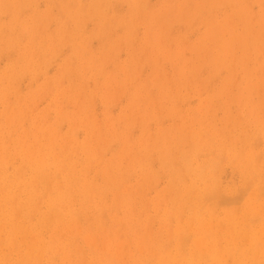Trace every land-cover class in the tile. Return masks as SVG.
Here are the masks:
<instances>
[{
  "label": "rangeland",
  "instance_id": "rangeland-1",
  "mask_svg": "<svg viewBox=\"0 0 264 264\" xmlns=\"http://www.w3.org/2000/svg\"><path fill=\"white\" fill-rule=\"evenodd\" d=\"M144 1L0 0V264H264V0Z\"/></svg>",
  "mask_w": 264,
  "mask_h": 264
},
{
  "label": "bare ground",
  "instance_id": "bare-ground-1",
  "mask_svg": "<svg viewBox=\"0 0 264 264\" xmlns=\"http://www.w3.org/2000/svg\"><path fill=\"white\" fill-rule=\"evenodd\" d=\"M1 1H3V0H1ZM73 1H74V0H73ZM78 1H79V0H78ZM88 1H89V0H88ZM93 1H94V0H93ZM96 1H97V0H96ZM143 1H144V0H143ZM183 1H184V0H183ZM194 1H195V0H194ZM206 1L208 2V0H206ZM34 2H35V1H34ZM122 2H123V1H122ZM138 2H139V1H138ZM144 2H145V1H144ZM144 2H143V3H144ZM180 2H181V1H180ZM200 2H202V1H200ZM8 3H9V2H8ZM13 3H14V2H13ZM74 3H75V2H74ZM136 3H137V2H136ZM139 3H140V2H139ZM181 3H182V2H181ZM209 3H210V2H209ZM91 4H92V3H91ZM170 4H171V3H170ZM187 4H188V3H187ZM201 4H202V3H201ZM201 4H200V5H201ZM11 5H12V4H11ZM66 5H69V4H66ZM87 5H88V4H87ZM177 5H178V4H177ZM180 5H182V4H180ZM190 5H191V4H190ZM197 5H199V4H197ZM13 6H14V5H13ZM101 6H102V4L100 5V7H101ZM137 6H138V5H137ZM182 6H183V5H182ZM201 6H202V5H201ZM8 7H9V6H8ZM50 7H51V6H50ZM69 7H70V6H69ZM78 7H79V6H78ZM81 7H82V6H81ZM87 7H88V6H87ZM166 7H167V6H166ZM180 7H181V6H180ZM180 7H179V8H180ZM203 7H204V5L202 6V9H203ZM67 8H68V6H67ZM90 8H92V6H91ZM90 8H87V9H90ZM179 8H178V9H179ZM196 8L198 9V7H196ZM2 9H3V8H2ZM13 9H14V8H13ZM63 9H64V8H63ZM80 9H81V8H80ZM82 9H83V8H82ZM107 9H108V7H107ZM107 9H106V10H107ZM139 9H140V8H139ZM139 9H138V12H139ZM102 10H103V9H102ZM102 10H101V11H102ZM104 10H105V9H104ZM157 10L159 11V9H157ZM166 10H167V9H166ZM166 10H165V12H166ZM181 10H182V11H180V12L185 11V10H183V8H182ZM190 10H191V9H190ZM4 11H5V10H4ZM87 11H88V10H87ZM143 11H144V9H143ZM62 12H64V11H62ZM66 12H67V11H66ZM76 12H77V11H76ZM93 12H94V11H93ZM93 12H92V13H93ZM129 12H130V11H129ZM170 12H171V11H170ZM170 12H169V13H170ZM189 12H190V11H189ZM194 12H195V11H194ZM0 13H1V12H0ZM14 13H15V12H14ZM70 13H71V12H70ZM87 13H88V12H87ZM160 13H161V12H160ZM66 14H68V13H66ZM73 14H74V11H73ZM77 14H78V13H77ZM77 14H76V15H77ZM79 14H80V13H79ZM93 14H94V13H93ZM103 14H104V13H103ZM153 14H154V13H153ZM156 14H158L157 11H156ZM176 14H177V12H176ZM31 15H32V14H31ZM91 15H92V14H91ZM99 15H100V14H99ZM137 15H138V14H137ZM150 15H151V14H150ZM191 15H192V14H191ZM3 16H4V15H3ZM64 16H65V15H64ZM74 16H75V14L73 15V17H74ZM88 16H89V15H88ZM181 16H182V15H181ZM187 16H188V14H187ZM189 16H190V15H189ZM32 17H33V16H32ZM36 17H37V16H36ZM36 17H35V18H36ZM85 17H86V16H85ZM100 17H101V16H100ZM109 17H110V16H109ZM174 17H175V16H174ZM174 17H173V18H174ZM182 17H183V16H182ZM182 17H181V18H182ZM13 18H14V17H13ZM35 18H32V19H35ZM82 18H83V17H82ZM103 18H104V17H103ZM110 18H111V17H110ZM135 18H136V17H135ZM138 18H139V17H138ZM178 18H179V17H178ZM181 18H180V19H181ZM186 18H187V17H186ZM11 19H12V18H11ZM15 19H17V17H16ZM30 19H31V17H30ZM77 19H78V18H77ZM130 19H131V17H130ZM144 19H145V18H144ZM151 19H152V18H151ZM23 20H24V19H23ZM79 20H80V19H79ZM84 20H85V19H84ZM135 20H136V19H135ZM148 20L150 21V18H149ZM155 20H156V19H155ZM10 21H11V20H10ZM28 21H29V20H28ZM35 21H36V19H35ZM136 21H137V20H136ZM174 21H175V20H174ZM33 22H34V21H33ZM36 22H37V21H36ZM76 22H77V20H76ZM80 22H81V21H80ZM83 22H84V21H83ZM101 22H102V21H101ZM132 22H133V21H132ZM132 22H131V23H132ZM141 22H142V21H141ZM175 22H176V21H175ZM15 23L18 24L17 21H16ZM20 23H21V22H20ZM62 23H63V22H62ZM73 23H74V21H73ZM78 23H79V21H78ZM121 23H122V22H121ZM126 23H127V22H126ZM134 23H135V22H134ZM153 23H154V22H153ZM164 23H165V22H163L162 24L164 25ZM27 24H28V23H27ZM79 24H80V23H79ZM116 24H117V23H116ZM155 24H156V23H155ZM177 24H178V23H177ZM21 25H22V24H21ZM21 25H20V27H21ZM36 25H37V24H36ZM74 25H75V24H74ZM100 25H101V24H100ZM100 25H99V27H100ZM137 25H138V23H137ZM143 25H144V24H143ZM14 26H15V25H14ZM16 26H17V25H16ZM60 26H61V25H60ZM150 26H151V25H150ZM160 26H161V24H160ZM164 26H165V25H164ZM164 26H162V28H163ZM12 27H13V26H12ZM39 27H40V26H39ZM131 27H133V26L131 25ZM134 27H136V26H134ZM144 27H145V25H144ZM29 28H30V27H29ZM37 28H38V27H37ZM109 28H111V27L109 26ZM3 29H4V28H3ZM114 29H115V28H114ZM157 29H158V28H157ZM219 29H220V28H219ZM11 30H12V29H11ZM29 30H30V29H29ZM29 30H28V28H27V31H29ZM95 30H96V29H95ZM97 30H99V29H97ZM109 30H110V29H109ZM162 30H163V29H162ZM0 31H1V30H0ZM12 31H14V29H13ZM25 31H26V30H25ZM65 31H66V30H65ZM80 31H81V30H80ZM130 31H131V30H130ZM135 31H136V30H135ZM208 31H209V30H208ZM133 32H134V30H133ZM157 32H158V31H157ZM217 32H218V30H217ZM28 33H30V32H28ZM32 33H34V32H32ZM79 33H80V32H79ZM107 33H108V32H107ZM110 33H112V32H110ZM127 33H129V31H127ZM154 33H155V31H154ZM208 33H211V32H208ZM219 33H220V32H219ZM30 34H31V33H30ZM56 34H57V33H56ZM98 34H99V33L97 32V35H98ZM103 34H104V33H103ZM132 34H133V33H132ZM211 34H213V33H211ZM211 34H210V35H211ZM215 34H216V32H215ZM215 34H213V35L216 36ZM23 35H24V34H23ZM108 35H109V33H108ZM130 35H131V34H130ZM147 35H148V33H147ZM152 35H153V34H152ZM207 35H208V34H207ZM207 35H206V37H207ZM210 35H209V37H210ZM30 36H31V35H30ZM153 36H158V35H156V33H155V35H153ZM153 36H152V37H153ZM211 36H212V35H211ZM218 36H219V35H218ZM34 37H35V36H34ZM34 37L32 36V38H34ZM152 37H151V38H152ZM98 38H99V36H98ZM103 38H104V37H103ZM130 38H131V37H130ZM155 38H157V37H155ZM214 38H215V37H214ZM214 38H212V39H214ZM11 39H13V38H11ZM28 39H29V38H28ZM53 39H54V38H53ZM152 39H153V38H152ZM205 39H206V38H205ZM212 39H211V41H212ZM218 39H219V38H218ZM32 40H33V39H32ZM73 40H74V39H73ZM127 40H128V39H127ZM158 40H160V39L158 38ZM208 40H209V39H208V37H207V40H205V42L208 41ZM215 40H217V37H216ZM215 40H213V41H215ZM219 40H220V39H219ZM221 40H222V39H221ZM40 41H41V40H40ZM201 41H202L201 43H203V45H204L205 42H204L202 39H201ZM222 41H223V40H222ZM222 41H220V42H222ZM29 42H30V41H29ZM199 42H200V40H199ZM209 42H210V41H209ZM209 42H207V44H208ZM11 43H12V42H11ZM27 43H28V42H27ZM126 43H128V42H126ZM129 43H130V42H129ZM157 43L159 44L160 41L157 42ZM212 43H213V42H212ZM215 43H216V42H214V44H215ZM225 43H226V42H225ZM235 43H236V42H235ZM43 44H44V43H43ZM160 44H161V43H160ZM83 45H85V44H83ZM201 45H202V44H201ZM203 45H202V46H203ZM217 45H218V43H217ZM219 45H220V44H219ZM226 45H227V44H225L224 47H225ZM230 45H231V44H229V46H230ZM12 46H14V44H13ZM39 46H40V45H39ZM44 46H45V45H44ZM206 46H207V45H206ZM215 46H216V44H215ZM215 46H214V47H215ZM229 46H227V47H229ZM234 46H235V44H234L233 46H230V47H232L233 50H234ZM238 46H239V50H240V45H239V44L236 45L237 48H238ZM15 47H16V46H15ZM87 47H88V46H87ZM87 47H86V48H87ZM163 47H164V46H163ZM196 47H197V46H196ZM196 47H194V48H196ZM203 47H204V49H205V46H203ZM227 47H225V50H226ZM40 48H41V47H40ZM43 48H44V47H43ZM83 48H84V46H83ZM100 48H101V47H100ZM165 48H166V47H165ZM232 48H231V49H232ZM237 48H236V49H237ZM10 49H11V48H10ZM72 49H74V47H73ZM153 49H154V48H153ZM189 49L191 50V49H193V48L191 47V48H189ZM189 49H188V50H189ZM201 49H202V47H201ZM214 49H215V48H214ZM221 49H222V48H221ZM223 49H224V48H223ZM223 49H222V50H223ZM89 50H90V49H89ZM165 50H167V49H165ZM165 50H164V51H165ZM178 50H179V49H178ZM193 50H194V49H193ZM207 50H208V49H207ZM229 50H230V48H229ZM229 50H228V48H227L226 52H229ZM20 51H21V50H20ZM43 51H44V50H43ZM78 51H79V50H78ZM80 51H81V50H80ZM162 51H163V50H162ZM204 51H205V50H204ZM72 52H73V51H72ZM179 52H180V51H179ZM190 52H192V51H190ZM221 52H222V51H221ZM221 52H220V53H221ZM224 52H225V51H224ZM226 52H225V53H226ZM83 53H84V52H83ZM83 53H82V54H83ZM86 53H87V51H86ZM144 53H145V52H144ZM170 53H171V52H170ZM205 53H206V52H205ZM210 53H211V52H210ZM218 53H219V52H218ZM91 54H92V53H91ZM222 54H223V52H222ZM74 55H75V54H74ZM86 55H87V54H86ZM86 55H85V56H86ZM100 55H101V54H100ZM146 55H147V54H146ZM166 55H167V54H166ZM180 55H181V54H180ZM208 55H209V54H208ZM79 56H80V55H79ZM242 56H243V55H242ZM80 57H81V56H80ZM161 57H162V56H161ZM168 57H169V56H168ZM170 57H171V56H170ZM170 57H169V58H170ZM221 57H222V56H221ZM240 57H241V56H240ZM27 58H28V57H27ZM27 58H26V59H27ZM75 58H77V57H75ZM166 58H167V56H166ZM172 58H173V57H172ZM180 58H181V57H180ZM238 58H239V57H238ZM241 58H243V57H241ZM82 59H83V58H82ZM82 59H81V60H82ZM84 59H85V58H84ZM84 59H83V60H84ZM93 59H94V58H93ZM183 59H184V58H183ZM209 59H210V58H209ZM239 59H240V58H239ZM243 59H245V58H243ZM19 60H20V59H19ZM78 60H80V59H78ZM85 60H86V59H85ZM90 60H91V58H90ZM214 60H215V59H214ZM240 60H242V59H240ZM240 60H239V63L242 62V61H240ZM16 61H17V60H16ZM25 61H26V60H25ZM101 61H102V60H101ZM166 61H167V59H166ZM168 61H169V60H168ZM212 61H213V60H212ZM215 61H216V60H215ZM236 61H237V59H236ZM23 62H24V61H23ZM151 63H152V62H151ZM154 63H155V62H154ZM239 63L236 64L238 67H239ZM90 64H91V63H90ZM243 64H244V61H243ZM151 65H152V64H151ZM240 66L242 67V65H240ZM241 67H239V68L241 69ZM75 69H76V68H75ZM242 69H243V67H242ZM251 69H252V68H251ZM253 70H254V69H253ZM242 71H243V70H242ZM248 71H251V70H248ZM248 71H247V72H248ZM78 72H79V71H78ZM230 73H231V71H230ZM79 74H80V73H79ZM250 74H252V71L250 72ZM242 75H243V74H242ZM243 76H244V75H243ZM249 76H250V75H249ZM251 76H252V75H251ZM244 79H245L244 81L246 82V79L249 80V79H251V78H248V77L246 78V77L244 76ZM153 81H154V79H153ZM161 81H162V80H161ZM242 81H243V80H242ZM259 81H260V80H259ZM259 81H258V82H259ZM150 82H151V81H150ZM249 83H250V82H249ZM114 84H116V83H114ZM114 84H113V85H114ZM245 84H246V83H245ZM247 84H248V83H247ZM253 84H254V83H252V85H253ZM153 85H154V82H153ZM225 85H226V84H225ZM140 86H141V85H140ZM245 86H246V85H245ZM245 86H243L242 88H244ZM249 86H250V85H249ZM253 86L255 87V85H253ZM256 86H258V84H257ZM263 86H264V85H263ZM263 86H262V88H264ZM160 87H161V86H160ZM160 87H158V88H160ZM108 88H109V86H108ZM138 88H139V87H138ZM224 88H225V87H224ZM147 90H148V89H147ZM159 90H160V89H159ZM157 91H158V90H157ZM145 92H146V91H145ZM134 94H135V93H134ZM150 94H151V93H150ZM165 94H166V93H165ZM144 95H145V94H144ZM146 95H147V94H146ZM148 95H149V94H148ZM166 95H167V94H166ZM167 96H168V95H167ZM143 98H144V97H143ZM215 98H216V97H215ZM235 98H236V97H234V99H235ZM144 99H145V98H144ZM159 99H160V98H159ZM164 99H165V98H164ZM135 102H136V101H135ZM137 102H138V101H137ZM150 102H151V101H150ZM149 104H150V103H149ZM252 106H253V105H252ZM249 107L251 108V105H250ZM254 107H255V105H254ZM135 108L137 109V107H135ZM144 108H146V107H144ZM130 109H131V108H130ZM207 109H208V108H207ZM137 110H138V109H137ZM208 110H209V109H208ZM250 110H252V109H250ZM254 110H255V109H254ZM170 111H172V110L170 109ZM138 112H139V111H138ZM146 112H147V110H146ZM172 112H173V111H172ZM206 112H207V111H206ZM135 113H136V112H135ZM252 113H253V111H252ZM132 114H133V113H132ZM138 114H139V113H138ZM4 115H5V114H4ZM132 117H133V116H132ZM174 117H175V116H174ZM133 118H135V117H133ZM133 118H132V119H133ZM154 118H155V117H154ZM154 118H153V119H154ZM107 120H108V119H107ZM145 120H146V119H145ZM263 120H264V119H263ZM252 121H253V120H252ZM5 122H6V121H5ZM10 122H11V121H10ZM140 122H141V121H140ZM3 123H4V122H3ZM107 123H108V122H107ZM133 123H134V121H133ZM142 123H143V122H142ZM195 123H196V122H195ZM125 124H126V123H125ZM147 124H148V123H147ZM255 124H257V122H255ZM258 125H259V124H258ZM1 126H2V125H1ZM110 126H111V123H110ZM147 126H148V125H147ZM112 127H113V126H112ZM257 127H258V126H257ZM109 128H110V127H109ZM113 128H114V127H113ZM106 131H107V130H106ZM173 131H174V130H173ZM173 131H172V132H173ZM169 132H170V131H169ZM145 133H146V132H145ZM167 134H168V133H167ZM175 134H176V133H175ZM144 135H146V134H144ZM147 135H148V136H147ZM147 135H146V136H147V138H148V137L150 136V134L147 133ZM114 136H116V135H114ZM114 136H113V137H114ZM119 136H120V135H119ZM160 136H161V135H160ZM167 136H168V135H167ZM215 136H216V135H215ZM110 137H111V136H110ZM121 137H122V136H121ZM203 137H204V136H203ZM127 139H128V138H127ZM127 139H126V140H127ZM149 139H150V138H149ZM175 139H176V138H175ZM120 140H121V139H120ZM144 140H145V139H144ZM162 140H164V139H162ZM173 140H174V139H173ZM232 140H233V139H232ZM70 141H71V140H70ZM70 141H69V142H70ZM73 141H74V140H73ZM127 141H128V140H127ZM150 141H151V140H150ZM236 141H237V140H236ZM136 142H137V141H136ZM148 142H149V141H148ZM217 142H218V141H217ZM123 143L126 144L124 141H123ZM128 143H129V141H128ZM145 143H147V142L145 141ZM145 143H144V144H145ZM175 143H176V142H175ZM141 145H142V143H141ZM145 145H146V144H145ZM126 146H127V145H126ZM142 146H143V145H142ZM142 146H141V147H142ZM167 146H168V145L166 144V147H167ZM233 146H234V145H233ZM241 146H242V145H241ZM53 147H54V146H53ZM144 147H145V146H144ZM166 147H165V149H166ZM212 147H213V146H212ZM142 148H143V147H142ZM177 148H178V147H177ZM231 148H232V146H231ZM233 148H234V147H233ZM143 149H144V148H143ZM147 149H148V147H147ZM149 149L151 150V147H150ZM165 149H164V150H165ZM212 149L214 150V148H212ZM166 150H167V149H166ZM166 150H165V151H166ZM54 151H55V150H54ZM62 151H64V150H62ZM205 151H206V150H205ZM238 151H239V150H238ZM85 152H86V151H85ZM143 152H145V151H143ZM148 152H149V151H148ZM235 152H236V151H235ZM165 153H166V152H165ZM146 154H147V153H146ZM166 154H167V153H166ZM166 154H165V155H166ZM171 154H172V153H171ZM207 154H208V153H207ZM172 155H173V154H172ZM91 156H93V155H91ZM128 156H129V155H128ZM55 157H56V156H55ZM55 157H54V158H55ZM89 157H90V156H89ZM4 158H5V157H4ZM56 158H57V157H56ZM69 158H70V156H68V159H69ZM172 158H173V157H172ZM160 159H161V158H160ZM133 160H134V159H133ZM163 160H164V159H163ZM165 160H166V159H165ZM248 160H250V159H248ZM251 161H253V160H251ZM253 162H254V161H253ZM253 162H251V163H253ZM67 163H68V162H67ZM249 163H250V162H249ZM251 163H250V164H251ZM60 164H61V163H60ZM161 164H162V163H161ZM173 164H174V163H173ZM62 165H63V164H62ZM74 165H75V164H74ZM60 166H61V165H60ZM114 166H115V165H114ZM116 166H117V165H116ZM61 167H62V166H61ZM70 167H71V166H70ZM107 167H108V166H107ZM109 167H110V166H109ZM245 168H246V167H245ZM72 169H73V168H72ZM61 170H62V169H61ZM105 170H106V169H105ZM203 170H204V169H203ZM73 171H74V170H73ZM179 171H180V170H179ZM261 171H262V169H261ZM195 172H196V171H195ZM73 173H74V172H73ZM180 173H181V172H180ZM69 174H70V173H69ZM69 174H68V175H69ZM106 174H107V173H106ZM106 174H105V175H106ZM70 175H71V174H70ZM85 175H86V174H85ZM116 175H117V174H116ZM150 175H151V174H150ZM186 175H187V174H186ZM118 176H119V175H118ZM85 177H86V176H85ZM115 177H116V176H115ZM151 177H152V176H151ZM205 177H206V176H205ZM65 178H66V177H65ZM185 178H186V177H185ZM111 179H112V178H111ZM106 181H107V180H106ZM113 181H114V180H113ZM111 182H112V181H111ZM111 182H110L109 185H111ZM117 182H119V181H117ZM117 182H116V184H117ZM182 182H184V181L182 180ZM204 182H205V181H204ZM75 183H76V182H75ZM112 183H114V182H112ZM205 183H207V182H205ZM72 184H73V183H72ZM119 184H120V183H119ZM173 184H174V182H173ZM69 185H70V183H69ZM45 186H46V185H45ZM119 186H121V185H119ZM207 186H208V185H207ZM90 187H91V186H90ZM114 187H115V186H114ZM116 187H117V186H116ZM174 187H175V186H174ZM35 188H36V186H35ZM57 188H58V187H57ZM107 188H108V187H107ZM117 188H118V187H117ZM175 188H176V187H175ZM108 189H109V188H108ZM130 189H131V188H130ZM35 190H36V189H35ZM68 190H69V189H68ZM92 190H93V189H92ZM170 190H171V189H170ZM36 191H37V190H36ZM45 192H46V191H45ZM91 192H92V191H91ZM116 192H117V190H116ZM132 193H133V192H132ZM182 193H183V192H182ZM192 193H193V192H192ZM127 194H128V193H127ZM133 194H134V193H133ZM99 195H100V193H99ZM116 195H117V194H116ZM60 196H61V194H59V197H60ZM63 196H65V194H62V198H61V200L63 199ZM87 196H88V195H87ZM188 196H189V195H188ZM97 197H98V195H97ZM131 197H132V195H131ZM43 198H44V197H43ZM87 198H89V196H88ZM116 199H117V198H116ZM39 200H40V199H39ZM88 200H89V199H88ZM121 200H122V199H121ZM132 200H135V199L133 198ZM13 201H14V200H13ZM96 201H97V200H96ZM186 201H187V200H186ZM86 202H87V200H86ZM97 202H98V201H97ZM120 202H121V201H120ZM120 202H119V203H120ZM134 202H135V201H134ZM176 202H177V201H176ZM184 202H185V201H184ZM189 202H190V201H189ZM132 203H133V202H132ZM185 203H186V202H185ZM86 204H88V203H86ZM121 204H122V203H121ZM179 204H180V203H179ZM181 205H182V204H181ZM33 206H34V205H33ZM62 206H63V205H62ZM62 206H61V207H62ZM86 206H87V205H86ZM86 206H85V207H86ZM123 206H124V205H123ZM177 206H178V204H177ZM83 207H84V206H83ZM83 207H82V208H83ZM120 207H121V206H120ZM259 207H260V206H259ZM261 208H262V207H261ZM114 209H115V208H114ZM123 209H124V208H123ZM128 209H129V208H128ZM185 209H186V208H185ZM199 209H200V208H199ZM199 209H198V210H199ZM55 210H56V209H55ZM56 211H57V210H56ZM127 212H128V211H127ZM182 212H183V211H182ZM182 212H181V213H182ZM260 212H261V211H260ZM16 213H17V212H16ZM53 213H54V212H53ZM181 213H180V214H181ZM212 213H213V212H212ZM59 214H60V213H59ZM70 214H71V213H70ZM99 214H100V213H99ZM180 214H178V215H180ZM182 214H183V213H182ZM197 214H198V212H197ZM205 214H206V213H205ZM235 214H236V213H235ZM237 214H238V213H237ZM258 214H260V213L258 212ZM54 215H56V214L54 213ZM73 215H74V214H73ZM126 215L128 216V214H126ZM195 215H196V214H195ZM212 215H213V214H212ZM130 216H131V214H129V217H130ZM189 216H191V215H189ZM229 216H230V215H229ZM50 217H51V219H52V216H50ZM56 217H57V216H56ZM246 217H248V216H246ZM252 217H253V216H252ZM53 218H54V217H53ZM72 218H73V217H72ZM72 218H71V219H72ZM130 218H131V217H130ZM197 218H198V217H197ZM256 218H257V217H256ZM256 218H255V219H256ZM57 219H58V218H57ZM126 219H127V217H126ZM228 219H229V218H228ZM240 219H242V218H240ZM255 219H253V220H255ZM257 219H258V218H257ZM259 219H260V218H259ZM15 220H16V219H15ZM47 220H48V219H47ZM210 220H212V219H210ZM49 221H50V220H49ZM72 221H75V219L72 220ZM190 221H192V220L190 219ZM206 221H207V220H206ZM214 221H215V220H214ZM248 221H249V220H248ZM11 222H12V220H11ZM14 222H15V221H14ZM45 222L47 223V221H45ZM61 222H62V221H61ZM179 222H180V220H179ZM209 222H210V221H209ZM250 222L252 223L251 220H250ZM58 223H59V222H58ZM62 223H63V222H62ZM94 223H95V222H94ZM101 223H102V222H101ZM104 223H105V222H104ZM130 223H131V222H130ZM245 223H246V222H245ZM245 223H244V224H245ZM70 224H71V222H70ZM72 224H73V223H72ZM75 224H76V223H75ZM220 224H221V222H220ZM60 225H61V223H60ZM98 225H99V224H98ZM100 225H101V224H100ZM206 225H207V224H206ZM212 225H213V224H212ZM245 225H246V224H245ZM245 225H244V226H245ZM61 226H62V225H61ZM73 226H74V225H73ZM73 226H72V227H73ZM76 226H77V225H76ZM115 226H116V225H115ZM208 226H209V225H208ZM219 226H220V225H219ZM231 226H232V224H231ZM231 226H229V228H230ZM238 226H239V225H238ZM246 226H247V225H246ZM13 227H14V226H13ZM45 227H46V226H45ZM68 227H69V226H68ZM98 227H99V226H98ZM101 227H103V224H102ZM178 227H179V226H178ZM188 227H189V226H188ZM211 227H212V226H211ZM226 227H227V226H226ZM80 228H81V227H80ZM95 228H96V227H95ZM99 228H100V227H99ZM99 228H98V229H99ZM115 228H116V227H115ZM120 228H121V226H120ZM181 228H182V227H181ZM207 228H208V227H207ZM247 228H249V227L247 226ZM11 229H12V227H11ZM14 229H15V228H14ZM75 229H76V228H75ZM103 229H105V228H103ZM209 229H210V228H209ZM230 229H231V228H230ZM124 230H125V229H124ZM211 230H212V229H211ZM231 230H232V229H231ZM246 230H248V229H246ZM246 230H244V231H246ZM259 230H260V229H259ZM261 230H262V229H261ZM10 231H11V230H10ZM72 231H74V230L72 229ZM75 231H76V230H75ZM112 231H113V230H112ZM116 231H117V229L115 230V232H116ZM192 231H193V230H192ZM208 231H209V230H208ZM212 231H213V230H212ZM212 231H211V232H212ZM242 231H243V230H242ZM255 231H256V230H255ZM14 232H15V231H14ZM69 232H70V231H69ZM176 232H178V230H176ZM201 232H202V231H201ZM220 232H221V231H220ZM252 232H253V231H252ZM262 232H263V230H262ZM101 233L103 234V232H101ZM118 233H119V232H118ZM130 233H131V232H130ZM198 233H199V232H198ZM212 233H213V232H212ZM257 233H258V232H257ZM25 234H26V233H25ZM86 234H87V233H86ZM106 234H107V233H106ZM112 234H113V233H112ZM127 234H128V233H127ZM199 234H200V233H199ZM214 234H215V233H214ZM220 234H221V233H220ZM220 234H219V235H220ZM262 234H263V233H261L260 235H262ZM74 235H75V234H74ZM129 235H130V234H129ZM193 235H194V234H193ZM258 235H259V234H258ZM11 236H12V235H11ZM53 236H54V235H53ZM57 236H58V234H57ZM87 236H88V235H87ZM196 236H197V235H196ZM248 236H249V235H248ZM51 237H52V236H51ZM119 237H120V236H119ZM123 237H124V236H123ZM133 237H134V236H133ZM136 237H137V236H136ZM242 237H243V236H242ZM260 237H262V236H260ZM75 238H76V237H75ZM88 238H89V237H88ZM88 238H87V240H88ZM93 238H94V236H93ZM138 238H139V237H138ZM195 238H198V237H195ZM217 238H218V237H217ZM1 239H2V238H1ZM20 239H21V238H20ZM107 239H108V238H107ZM119 239H120V238H119ZM121 239H122V238H121ZM218 239H219V238H218ZM246 239H248V238H246ZM252 239H253V238H252ZM126 240H127V239H126ZM207 240H208V239H207ZM220 240H221V239H220ZM259 240H260V239H259ZM262 240H264V239H262ZM84 241H85V240H84ZM101 241H102V240H101ZM103 241H104V240H103ZM131 241H132V240H131ZM139 241H140V240H139ZM227 241H228V240H227ZM253 241H254V240H253ZM0 242H1V241H0ZM51 242H52V241H51ZM96 242H97V241H96ZM105 242H106V241H105ZM107 242H108V241H107ZM201 242H202V241H201ZM219 242H221V241H219ZM244 242L246 243V241H244ZM38 243H39V242H38ZM91 243L94 244V242H91ZM101 243H102V242H101ZM143 243H144V242H143ZM195 243H197V242H195ZM227 243H228V242H227ZM260 243H261V242H260ZM120 244H121V243H120ZM203 244H204V243H203ZM255 244H257V246L260 245V246L262 247V245L259 244V243H255ZM0 245H1V244H0ZM86 245H87V243H86ZM90 245H92V244H90ZM97 245H98V243H97ZM107 245H108V244H107ZM116 245H117V244H116ZM124 245H125V244H124ZM124 245H123V246H124ZM237 245L240 246L239 243H238ZM241 245H242V244H241ZM249 245H250V244H249ZM28 246H29V245H28ZM39 246H40L39 248H41V245H39ZM201 246H202V244H201ZM201 246H200V247H201ZM210 246H211V245H210ZM217 246H218V245H217ZM242 246H243V245H242ZM74 247H75V246H74ZM96 247H97V246H96ZM117 247H118V246H116V248H117ZM203 247H204V246H203ZM26 248H27V247H26ZM77 248H78V246H77ZM122 248H123V247H121V249H122ZM131 248H132V247H131ZM161 248H162V247H161ZM78 249H79V248H78ZM87 249L89 250V248H87ZM141 249H142V248H139V251H140V252L142 251ZM218 249H219V248H218ZM247 249H248V248H247ZM250 249H251V247H250ZM257 249H258V248H257ZM41 250H42V249H41ZM80 250H81V249H80ZM125 250H126V249H125ZM145 250H146V249H145ZM154 250H155V249H154ZM160 250H161V249H160ZM244 250H245V249H244ZM255 250H256V249H255ZM219 251H220V250H219ZM219 251H218V252H219ZM232 251H233V250H232ZM246 251L249 252V250H246ZM258 251H259V250H258ZM93 252H94V251H93ZM119 252H120V251H119ZM125 252H126V251H125ZM206 252H207V251H206ZM208 252H209V251H208ZM216 252H217V251H216ZM248 252H247V254H248ZM162 253L164 254V252H162ZM210 253H211V252H210ZM235 253H236V252H235ZM253 253H254V252H253ZM257 253H258V252H257ZM257 253H256V254H257ZM204 254H205V253H204ZM216 254H217V253H216ZM247 254L245 253L244 256L247 255ZM118 255H119V254H118ZM118 255H117V256H118ZM82 256H83V255H82ZM117 256L115 255V257H117ZM252 256H253V254H252ZM99 257H101V256H99ZM255 257L257 258V256H255ZM255 257L253 256L252 258L254 259ZM82 258H83V257H82ZM82 258H81V259H82ZM122 258H123V257H122ZM139 258H140V257H139ZM221 258H222V257H221ZM224 258H225V257H224ZM242 258H243V256H242ZM245 258H246V256H245L243 259H245ZM256 258H255V259H256ZM67 259H68V258H67ZM105 259H106V258H105ZM124 259H125V257H124ZM181 259H182V258H181ZM229 259H230V258H229ZM253 259H252V260H253ZM255 259H254L253 261H255ZM118 260H120V259H118ZM162 260H163V258H162ZM177 260H178V259H177ZM224 260H225V259H224ZM248 260H249V259H248ZM252 260H251V261H252ZM65 261H66V260H65ZM164 261H165V260H164ZM171 261H172V260H171ZM28 262H29V261H28ZM117 262H118V261H117ZM191 262H192V261H191ZM223 262H224V261H223ZM229 262H230V260H229ZM233 262H234V261H233ZM233 262H232V264H233ZM235 262H236V261H235ZM248 262H250V261H248ZM161 263H163V261H162ZM176 263H177V261H176ZM117 264H118V263H117ZM178 264H179V262H178ZM189 264H190V263H189ZM223 264H225V263H223ZM226 264H227V263H226Z\"/></svg>",
  "mask_w": 264,
  "mask_h": 264
}]
</instances>
